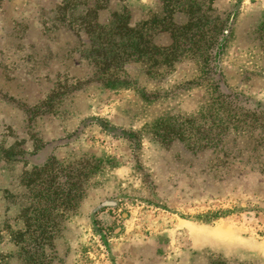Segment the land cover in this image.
Returning a JSON list of instances; mask_svg holds the SVG:
<instances>
[{
  "label": "rangeland",
  "instance_id": "1",
  "mask_svg": "<svg viewBox=\"0 0 264 264\" xmlns=\"http://www.w3.org/2000/svg\"><path fill=\"white\" fill-rule=\"evenodd\" d=\"M199 1L231 16L214 74L193 57L150 73L131 62L138 89L86 85L31 120L26 108L92 77L81 57L89 22L109 26L127 10L130 27L170 46L159 24L184 0H0V264H264V0ZM217 84L238 98L222 114L229 124L218 121ZM51 157L89 177L40 247L35 167Z\"/></svg>",
  "mask_w": 264,
  "mask_h": 264
},
{
  "label": "trees",
  "instance_id": "2",
  "mask_svg": "<svg viewBox=\"0 0 264 264\" xmlns=\"http://www.w3.org/2000/svg\"><path fill=\"white\" fill-rule=\"evenodd\" d=\"M202 4L204 2L199 0H184L183 5H176L177 8L169 10V14L162 19L159 24L161 31H169L172 36L173 42L170 46H158L144 33L143 28L130 27L131 18L127 10L115 15V21L109 26L89 22L85 29L89 47L82 50L81 57L94 68L92 77L58 86L41 104L26 108V114L31 120L49 114L57 99L68 93L73 94L86 85L95 84L109 90L138 89L137 81L131 79L126 71V66L131 62L142 63L150 73L161 68H172L193 57L198 58L200 71L205 77L214 74L216 59L226 48L231 16L225 20L221 17L213 18L210 15L211 8L206 9ZM176 9L188 17L185 24L175 21ZM223 86H215L214 105L218 108V121L229 124L231 113L239 102L237 96L227 93L228 88ZM143 97L150 100L146 94ZM228 111L232 112L223 119L222 114ZM219 145L216 144L215 148ZM43 148L41 146L40 149ZM3 154L9 160L24 161L26 157H21L37 153L4 150ZM85 168L87 167L79 166L71 170L62 169L54 157L49 158L43 168L35 167L39 187L34 199L33 222L30 226L33 228L32 233L36 235L34 242L38 246H52L64 212L77 207L85 197L84 183L89 177V173L83 171Z\"/></svg>",
  "mask_w": 264,
  "mask_h": 264
}]
</instances>
